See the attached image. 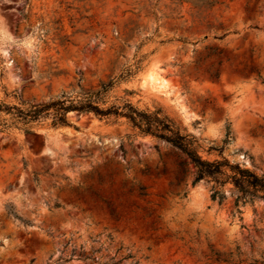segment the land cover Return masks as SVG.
Returning a JSON list of instances; mask_svg holds the SVG:
<instances>
[{
  "label": "rangeland",
  "instance_id": "374dc122",
  "mask_svg": "<svg viewBox=\"0 0 264 264\" xmlns=\"http://www.w3.org/2000/svg\"><path fill=\"white\" fill-rule=\"evenodd\" d=\"M109 79L108 104L160 108L203 159L264 176V0H0V104ZM67 117L1 113L0 264H264L263 199L196 181L125 117Z\"/></svg>",
  "mask_w": 264,
  "mask_h": 264
},
{
  "label": "trees",
  "instance_id": "16d2710c",
  "mask_svg": "<svg viewBox=\"0 0 264 264\" xmlns=\"http://www.w3.org/2000/svg\"><path fill=\"white\" fill-rule=\"evenodd\" d=\"M140 64L141 60H136L134 64L126 66L119 75V79L133 78L140 70ZM214 76L217 77L218 73ZM114 84V79H109L107 82H101L98 88H82L74 96L49 103L27 104L22 107L0 104V132H4L10 126L6 122L7 119L1 118V113L9 115L10 123L20 125L24 132H29L32 124L47 118L51 119L53 127L69 125L67 116L70 112L91 113L100 119L110 116L125 117L141 134L164 140L187 155L194 165L196 181L208 180L219 187L230 182L240 193L239 199L264 200V176H258L237 164H230L227 159L214 161L203 159L197 152L193 137L182 134L160 108L139 110L128 101L121 106L108 104L107 97ZM212 197L221 201L223 194L220 191H214ZM214 255L216 261H228L218 252Z\"/></svg>",
  "mask_w": 264,
  "mask_h": 264
},
{
  "label": "bare ground",
  "instance_id": "6f19581e",
  "mask_svg": "<svg viewBox=\"0 0 264 264\" xmlns=\"http://www.w3.org/2000/svg\"><path fill=\"white\" fill-rule=\"evenodd\" d=\"M210 128H212V126H209Z\"/></svg>",
  "mask_w": 264,
  "mask_h": 264
}]
</instances>
